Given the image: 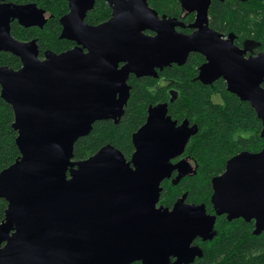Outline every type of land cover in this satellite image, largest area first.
Masks as SVG:
<instances>
[{
	"label": "water",
	"instance_id": "water-1",
	"mask_svg": "<svg viewBox=\"0 0 264 264\" xmlns=\"http://www.w3.org/2000/svg\"><path fill=\"white\" fill-rule=\"evenodd\" d=\"M68 1L61 38L78 47L44 59L34 41L10 36L9 20L41 27L45 12L33 4L0 5V52L21 62L18 70L0 66V98L12 108L20 154L0 171V199L7 204L0 264H190L201 257L192 240L211 239L215 217L183 199L172 210L156 204L160 183L173 169L188 173L189 167L169 161L198 127L187 121L175 127L159 104L149 107L132 135L129 161L109 144L75 161L74 144L97 121L118 123L130 97V74L156 77L155 69L182 66L192 52L207 61L196 79L211 85L222 77L227 92L255 111L264 139V53L245 59L232 38L220 40L207 26L211 0H181L184 10L196 12L191 35L174 30L181 25L177 19H159L147 0H106L112 17L96 27L83 22L94 0ZM147 30L155 36L144 35ZM119 62L125 65L117 71ZM211 183L216 215L255 219V233L264 231V146L230 158Z\"/></svg>",
	"mask_w": 264,
	"mask_h": 264
},
{
	"label": "trees",
	"instance_id": "trees-1",
	"mask_svg": "<svg viewBox=\"0 0 264 264\" xmlns=\"http://www.w3.org/2000/svg\"><path fill=\"white\" fill-rule=\"evenodd\" d=\"M14 3H34L46 10L48 21L43 28L23 29L15 24L12 35L21 41L35 40L40 56L46 53H59L68 49L71 43L60 38L59 20L66 13L65 0H5ZM148 5L160 16L178 18L185 24L191 23L193 15L182 10L181 0H147ZM110 16V9L100 0L87 14L85 22L98 25ZM208 23L211 28L224 34L233 35L235 42L248 54L264 52V0H212L208 11ZM185 31L187 28H183ZM203 62L199 55H191L187 62L177 67L171 65L158 72L159 78L169 82L166 87H158L152 78H131L129 81L130 98L124 115L114 124L102 121L93 124L91 132L78 139L73 147L75 161L85 160L105 145H112L127 159L133 152L132 135L141 127L147 116V108L160 102H167L172 90L174 100L169 105L170 114L179 121L187 119L196 124L198 133L191 147L196 167L178 187L166 186L163 198L172 203L174 198L187 191L189 199L197 201L203 194L211 193L210 181L221 174L226 161L239 149L252 153L262 149L264 140L260 137L261 122L248 103L241 102L227 92L225 83L217 80L211 86H204L196 80L197 68ZM0 66L18 70L20 61L9 53H0ZM216 94L223 104H213ZM14 115L10 105L0 98V171L13 164L20 156L15 144L16 132L12 129ZM248 134V139L238 138L235 133ZM191 201V200H190ZM193 202V201H192ZM7 204L0 199V223L4 220ZM231 239L220 245L215 240L204 248L201 258L192 264H264V236L250 237L247 228L241 227L228 232ZM256 250L258 257L250 251ZM209 248H213L206 255ZM225 259V262H221ZM140 264V263H133Z\"/></svg>",
	"mask_w": 264,
	"mask_h": 264
},
{
	"label": "flooded vegetation",
	"instance_id": "flooded-vegetation-1",
	"mask_svg": "<svg viewBox=\"0 0 264 264\" xmlns=\"http://www.w3.org/2000/svg\"><path fill=\"white\" fill-rule=\"evenodd\" d=\"M98 1H100V0H98ZM101 1H102V2H103V3H104V4L110 9V16H109V18H108L106 21H104V22H102V23H100V24H98V25H101V24L107 22V21H108L109 19H111V17H112V8H111V6L109 5V3H108L106 0H101ZM211 1H212V0H211ZM65 2H66V4H67V10H66V13L63 14V16L60 18V20H61L64 16H66L67 14H69V12H70L69 1H68V0H65ZM96 2H97V0H94L93 7H92L90 10L86 11V13H85V15H84V19H83V22H84L85 24H87L88 26H91V27H96V26H98V25H91V24L86 23V22H85V17L87 16V14H88L89 12H91V11L94 9V6H95V3H96ZM2 4H12V5H13V4H14V5H28V4H33V5H35L38 9H41V10H43V11L45 12V18L47 17V18H46V22H45L41 27H38V26L25 27V26L20 25L17 19H10V20H9V33H10V36H11L14 40L19 41V42H23V43H30V42L34 41L35 44H36V46H37V49H38V57H39V59H44V56H45L46 54H48V53L44 54L43 56H40L39 48H38V45H37V43H36L35 40L21 41V40L16 39V38L12 35V33H11V27H12L13 24H15L16 26H19V27H21V28H23V29H31V28L39 29V28H43V27L45 26V24L47 23L48 18H49V17H48V14L46 13V10H44V9H42V8H40V7H38V6H37L36 4H34V3H14V2H8V1H5V0H0V5H2ZM147 4H148V3H147ZM210 4H211V3H210ZM148 7L151 8L149 5H148ZM209 7H210V6H209ZM151 9H153V8H151ZM153 10H154V9H153ZM182 10H183L186 14H191V15H193V20H192L191 23L185 24L182 20H180V19L174 17V19H177L178 22L181 23V25L175 27L174 30H175L177 33H179V34H183V35H191V34L194 33L195 31H197V29H192V28H190L191 25L194 23V20H195V17H196V12H188V11L184 10L183 7H182ZM154 11H155V10H154ZM208 11H209V8H208ZM157 14H158V13H157ZM162 17H166V16H160V15L158 14V18H159V19H162ZM166 18L173 19L172 17H166ZM60 20H59V24H60ZM207 20H208V12H207ZM207 26H208L209 29H211L212 31H214L215 33H217V34L220 36V40H222V41H227L229 38H232L233 45H234L236 48L240 49V50L242 49V48H241V47L235 42V38H234L233 35H224V34L218 32V31L214 30L213 28H211V27L209 26L208 21H207ZM60 28H61V31H60V38H61V34H62V30H63V27L61 26V24H60ZM183 28H187L186 31H185ZM143 34L146 35V36H149V37H154V36H155V33L151 32V31H149V30L144 31ZM61 39H62V40H65V41H68V42L71 43V44H70V46L68 47V49L63 50V51H61V52H59V53H57V54L54 53V54H56V55L61 54V53L66 52V51H69V50H72V49L75 48V47H78L76 42H73V41H70V40H67V39H64V38H61ZM79 47L82 49V46H79ZM242 50H243V49H242ZM83 51L86 52V50H84V49H83ZM0 53H8V52H0ZM50 53H52V52H50ZM260 53H264V52H257V53H255V54H248V53L245 51L243 57H244L245 59H248L249 57H256V56H258V54H260ZM9 54H10V53H9ZM193 54H195V55H199V56H201V57L203 58V62L200 64V66H201L202 64H204V63L207 62V61H206V58H205L203 55H201L200 53H196V52H192V53H190V54L188 55V57H187V60H188V58H189L191 55H193ZM11 55H12V54H11ZM16 58H17V57H16ZM18 59H19V58H18ZM187 60H186V62H187ZM19 61H20V60H19ZM186 62H185V63H186ZM20 64H21V62H20ZM124 65H125L124 62H119V63L117 64V68H116V70L119 71ZM171 65H174V66H177V67H181V66H178L177 64H170V65H168V66H166V67H163L162 69H155L156 77H149V76H146V77H140V78H152V79L157 80V86H156V88H158V87H166V86L169 84V82H168L167 80H165L164 78H159L158 72L161 71V70H163V69H165V68H167V67H169V66H171ZM182 66H183V65H182ZM200 66H198V68H197V76H198V72H199V68H200ZM20 67H21V66H20ZM197 76H196V77H197ZM131 78L140 79V78L135 77V75L130 74L129 77H128V80H127V84H128V85H129V81H130ZM196 80H197V79H196ZM217 80H222V81L225 83V86H226V81H225L222 77L218 78ZM217 80H215L211 85H213ZM197 81H198V80H197ZM198 82H199V81H198ZM199 83L202 84L201 82H199ZM202 85H204V84H202ZM211 85H204V86H211ZM261 87H264V82L261 84ZM130 91H131V89H130ZM169 94L171 95V97H170V99H169L167 102H160V103H156V104H154V105H150V106H148V108H147V115H148V109H149V107H154V106L159 105V104H165V105H166V110H167L166 116L170 118L171 122H175V127H178L183 121H187L188 124H189V126L196 125V124L190 123L187 119H184V120L179 121L178 119L173 118V116L170 114V110H169V105H171L172 102H173V100H174V96L172 95V90H169ZM129 98H130V97H129ZM238 99H239V98H238ZM128 101H129V100H128ZM128 101H127V103H128ZM239 101H240V99H239ZM211 102H212L213 104H218V105L223 104V100H222L221 98H219L216 94H214V95L212 96V98H211ZM241 102H242V101H241ZM245 103H247V102H245ZM248 104H249V103H248ZM249 105H250V104H249ZM126 106H127V104L125 105V107H126ZM125 107H124V111H125ZM250 107H251V106H250ZM254 112H255V111H254ZM255 114H256V113H255ZM123 115H124V113H123ZM123 115H122V117H123ZM122 117H121V118H122ZM121 118H120V119H121ZM146 118H147V116H146ZM120 119H119V121H120ZM107 121H111V122L114 123L113 120H107ZM119 121H118V122H119ZM97 122H102V121H97ZM97 122H95V123H97ZM145 122H146V120H145ZM145 122H144V124H145ZM95 123H94V124H95ZM117 124H118V123H117ZM144 124H143V125H144ZM143 125H142V126H143ZM142 126H141V127H142ZM196 126H197V125H196ZM139 128H140V127H139ZM197 133H198V132H197ZM195 135H196V134H195ZM195 135L191 136V137L188 139V141L186 142L185 147H184L182 153H181L180 155H178V156H176V157L170 159V161H169L171 166H176V165L181 164V165H184L185 167H189L188 173H185L184 175H180V174H182V173H180V172L178 171V169L176 168V169H173V171H172V173H171V175H170L169 178H165L164 180L161 181V183H160L161 191H160V193H159V199H158V202H157V204H156V208L162 207V208H166V209H168V210H172L173 207H174V205H175L180 199H183V200H184V201H183V204H185V205H196V206H197V205H203V207H204V211H205L206 215H207V216H213V217H215L214 225H213V229H212V238H211V239H207V240H203L202 238L196 237V238H194V239L192 240V242H191V244H190V247H195V248H197V249H199V250L201 251V257H202V254H203V252H204V248H206L207 246L211 245L213 242H215V240H219V241H220V245H222V244H226L227 241H228L229 239H231V236H230V234H229L228 232H229L230 230L234 229V228H235V229H237V228H241V227L247 228L250 237H253V238H257V237H260V236H264V231H261L260 233H255V230H256V227H255V219L246 220V219H244L243 217H239V218H231V219H229V215L226 214V213L221 214V215H216V209L214 208V205H213L212 202H211V198H212V195H213V187H212V183H211V181H210L211 193L208 194V195H207V194H203V195H201L197 201H194V199H189V197L187 196V191H186V190L183 191V194H180V196H178L177 198H174V199L172 200V203H171V204H168V202L163 198L166 186H168V187L170 188L172 185H176V187H178L180 184H182V182H183L184 180H186L187 178L191 177V176H189V175H190V173L195 169V167H196V161H195V158L192 156V150H191V147L189 148V146H190L191 141L193 140V138H194ZM238 138H241V139H248V138H249V135H248V134H243V133H241V132H239V133H235V134L233 135V139H232V140H233V141H236ZM131 139H132V137H131ZM262 139H263V138H262ZM263 140H264V139H263ZM131 144H132V140H131ZM263 146H264V143H263ZM132 147H133V152H134L135 149H134L133 144H132ZM262 148H263V147H262ZM260 151H261V150H260ZM133 152H132V153H133ZM242 152H249V151L239 149V152H237L235 155H238V154H240V153H242ZM258 152H259V151H258ZM258 152H255V153H258ZM249 153H252V152H249ZM255 153H254V154H255ZM131 155H132V154H131ZM131 155H130V157H129L128 159H127L125 156H124V157H125V159H126L127 161H129L130 158H131ZM235 155H234V156H235ZM232 157H233V156H232ZM232 157H231V158H232ZM229 159H230V158H229ZM229 159H228V160H229ZM228 160H227V161H228ZM227 161H226V163H225L224 170H223V172H222L221 174H223V173L225 172V170H226V164H227ZM130 167H131V168H134L132 164H130ZM189 171H190V172H189ZM221 174H219L218 176H220ZM216 177H217V176H216ZM190 200H191V201H190ZM192 201H193V202H192ZM212 249H213V248H209L208 251H207V253H206V255H208L209 252L212 251ZM261 249H262V247H260L259 249H252V250L250 251V253L252 254V258H253V257H258L259 254H256L255 251H256V250H261ZM257 255H258V256H257ZM201 257H196V258L193 260V262H194L196 259L201 258ZM169 261H170V262H174V261H175V257H170ZM215 261H216V260H208V261H207V264H213V263H215ZM225 261H226L225 259H222V260H221L222 263L225 262ZM193 262H192V263H193ZM134 263H140V264H141V262H134ZM192 263H190V264H192ZM132 264H133V263H132Z\"/></svg>",
	"mask_w": 264,
	"mask_h": 264
}]
</instances>
